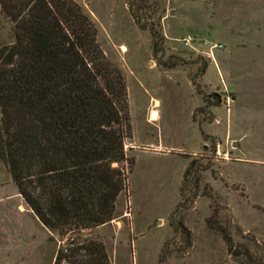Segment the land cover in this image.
<instances>
[{"label":"rangeland","instance_id":"obj_1","mask_svg":"<svg viewBox=\"0 0 264 264\" xmlns=\"http://www.w3.org/2000/svg\"><path fill=\"white\" fill-rule=\"evenodd\" d=\"M72 1L124 73L135 164L109 223L61 236L0 160V264H55L71 240L101 242L110 264H264V0H140L157 38L132 0ZM13 40L0 3V47ZM191 164L193 200L180 195ZM213 216L234 251L209 227Z\"/></svg>","mask_w":264,"mask_h":264},{"label":"trees","instance_id":"obj_2","mask_svg":"<svg viewBox=\"0 0 264 264\" xmlns=\"http://www.w3.org/2000/svg\"><path fill=\"white\" fill-rule=\"evenodd\" d=\"M139 1H131V14L157 38L153 17L144 12L148 6ZM0 3L14 38L0 47V160L49 230L65 236L107 224L135 164L125 149L132 128L124 73L107 58L95 25L72 0ZM193 165L180 188L181 198L189 193V200L198 195ZM208 225L234 251L216 216ZM81 252L89 258L78 260ZM64 261L110 264L104 245L92 240L69 241L55 264Z\"/></svg>","mask_w":264,"mask_h":264},{"label":"built area","instance_id":"obj_3","mask_svg":"<svg viewBox=\"0 0 264 264\" xmlns=\"http://www.w3.org/2000/svg\"><path fill=\"white\" fill-rule=\"evenodd\" d=\"M186 43L189 44L190 43V40L189 39H185ZM216 47H221V45H216Z\"/></svg>","mask_w":264,"mask_h":264},{"label":"crops","instance_id":"obj_4","mask_svg":"<svg viewBox=\"0 0 264 264\" xmlns=\"http://www.w3.org/2000/svg\"><path fill=\"white\" fill-rule=\"evenodd\" d=\"M155 110H156V112H157V116H159V115H158L157 108H156ZM148 118L150 119V112H149ZM56 257H57V256H56ZM55 261H56V258H55Z\"/></svg>","mask_w":264,"mask_h":264},{"label":"bare ground","instance_id":"obj_5","mask_svg":"<svg viewBox=\"0 0 264 264\" xmlns=\"http://www.w3.org/2000/svg\"><path fill=\"white\" fill-rule=\"evenodd\" d=\"M123 51H125V47L123 48Z\"/></svg>","mask_w":264,"mask_h":264}]
</instances>
